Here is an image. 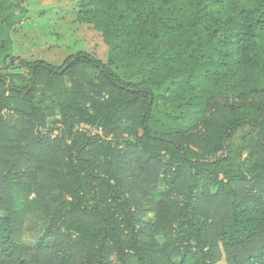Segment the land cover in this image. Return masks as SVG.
Instances as JSON below:
<instances>
[{
  "label": "trees",
  "instance_id": "obj_1",
  "mask_svg": "<svg viewBox=\"0 0 264 264\" xmlns=\"http://www.w3.org/2000/svg\"><path fill=\"white\" fill-rule=\"evenodd\" d=\"M77 1L105 56L0 71V264H264V0Z\"/></svg>",
  "mask_w": 264,
  "mask_h": 264
},
{
  "label": "rangeland",
  "instance_id": "obj_2",
  "mask_svg": "<svg viewBox=\"0 0 264 264\" xmlns=\"http://www.w3.org/2000/svg\"><path fill=\"white\" fill-rule=\"evenodd\" d=\"M78 4L77 0H28L22 23L11 31L9 49H0V71L27 75L25 64L29 61L43 59L60 64L67 55L79 50L105 56L108 45L89 24L78 20ZM167 97L166 92L157 100L159 128L170 124L168 114L176 113V104L170 105ZM54 118L57 120L58 116Z\"/></svg>",
  "mask_w": 264,
  "mask_h": 264
},
{
  "label": "built area",
  "instance_id": "obj_3",
  "mask_svg": "<svg viewBox=\"0 0 264 264\" xmlns=\"http://www.w3.org/2000/svg\"><path fill=\"white\" fill-rule=\"evenodd\" d=\"M79 129H80V130H86V129H89L90 132H92V133L100 131L99 129H96V127H90V126H88V125H83V124H80V125H79Z\"/></svg>",
  "mask_w": 264,
  "mask_h": 264
}]
</instances>
